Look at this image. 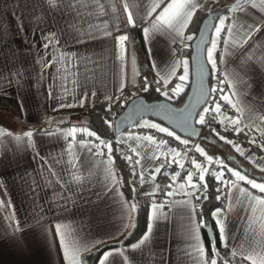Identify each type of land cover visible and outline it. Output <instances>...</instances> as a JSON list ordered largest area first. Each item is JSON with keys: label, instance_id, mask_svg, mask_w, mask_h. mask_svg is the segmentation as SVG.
<instances>
[{"label": "crops", "instance_id": "crops-1", "mask_svg": "<svg viewBox=\"0 0 264 264\" xmlns=\"http://www.w3.org/2000/svg\"><path fill=\"white\" fill-rule=\"evenodd\" d=\"M171 2L129 0L136 22L143 28L158 88L162 92L167 88L170 94L181 83L182 61L189 60L181 52L183 44L175 31L154 27L156 17ZM191 2L200 4L192 20L198 11L224 9L218 14L225 19L224 30L217 37L213 29L211 39L222 42L228 97L239 110L240 122L264 127V0ZM67 3L63 0L59 7L50 8L46 0H0V95L18 101L19 119L24 123L22 128L0 123V264H84L83 254L105 243L120 242L128 234L136 207L149 193L153 200L144 233L130 243L105 249L97 264L101 259L104 264H210L215 257L207 253L197 211L198 191L187 179L178 180L177 171L172 185L163 191L160 173L153 174L155 168L163 164L162 172L176 160L175 151L164 140L136 134L131 128L117 134L115 140L127 159L131 157L128 161L136 174L131 200L113 156L102 152L100 141L104 139H97L85 124H58L95 101L111 97L117 102L128 96L141 74L137 62V77L132 80L135 57L129 50L122 0H79L74 9L67 8ZM189 24L183 29L185 35H192ZM250 27L260 31L248 39ZM121 36L127 39L121 42ZM45 43L50 46L45 48ZM189 64L187 84L191 60ZM138 124L172 129L151 117ZM27 132L32 133L30 138L25 137ZM208 144L217 149L208 153L213 160L221 159L219 149H232L216 138ZM249 161L264 169L261 159ZM236 171L261 183L241 169ZM170 193L172 197L167 199ZM153 204L158 220H150ZM213 218L224 225L223 244L229 251L223 259L227 264H261L264 192L235 176L227 184L224 206L213 210ZM149 223L153 225L150 234ZM58 226L63 236L57 232ZM18 227L25 229L23 249L10 239ZM146 234L149 238L140 244Z\"/></svg>", "mask_w": 264, "mask_h": 264}, {"label": "trees", "instance_id": "trees-1", "mask_svg": "<svg viewBox=\"0 0 264 264\" xmlns=\"http://www.w3.org/2000/svg\"><path fill=\"white\" fill-rule=\"evenodd\" d=\"M217 14H220L224 9L214 8ZM208 14V11H198L189 24V32L196 36L202 20ZM129 33V50L130 53L136 57L138 65L141 70L140 81L134 86L135 92L131 97L126 100L113 102L111 100H99L84 106V108L77 114L68 115L63 118L59 125L65 124H85L87 128L97 137L109 140L111 146V152H109L113 158L115 165L118 169L119 176L122 181L123 189L125 190L129 199L134 200V188L132 185V179L136 174L131 170L130 163L127 159L126 152L119 144L114 136L117 134L114 125L109 121L111 115L115 117L122 111L127 102L134 96L143 95L148 100L165 98L162 95V91H157L158 82H156L155 74L152 71L150 58L146 42L143 35V28L141 24L135 27L128 28ZM192 41L189 42V47L182 48L181 52L184 53L189 60L192 52ZM212 76L210 77V83ZM191 80L187 84L185 90L176 98L170 99L175 104H179L185 98ZM147 86V91L144 90ZM109 104H111V111H106ZM6 111L13 116L21 117V108L18 101L10 96L0 95V117L1 112ZM199 116L197 117V123ZM107 121V122H106ZM1 123V121H0ZM199 124V123H198ZM201 125V124H200ZM207 132V131H205ZM209 133V132H207ZM208 152H216L217 149L205 142ZM224 146H228L224 143ZM229 147V146H228ZM231 149V148H230ZM220 151L221 159L227 161L229 164L243 171L244 174L264 184V171L257 167L251 161H249L243 154H240L233 149L229 152L224 150ZM216 154V153H215ZM177 164L173 163L168 169L163 170L158 179L163 183V191L172 185V176L177 171ZM223 189L220 187V181H218L213 173L212 166L205 174V186L204 189L199 191L197 199V211L198 216L202 224V231L205 238L207 247V253L210 257H216L218 264H224L223 256L229 251L221 241V236L217 224L213 218V210L217 207H223L225 204V195L222 193ZM206 197V198H205ZM153 200V194H145L142 202L136 207L134 224L132 229L120 242L105 243L95 250L83 254L84 264H97L102 252L119 243H130L139 238L147 228L148 224V209L151 201ZM207 226H211L213 230V236L211 237L207 231ZM215 249V254L213 252Z\"/></svg>", "mask_w": 264, "mask_h": 264}, {"label": "built area", "instance_id": "built-area-1", "mask_svg": "<svg viewBox=\"0 0 264 264\" xmlns=\"http://www.w3.org/2000/svg\"><path fill=\"white\" fill-rule=\"evenodd\" d=\"M226 19L228 21L229 17H227ZM221 45L222 42H217V48L214 50V59H216L217 62L216 67L212 68V66L209 64L212 76V81L210 83V89L212 90V92L211 95H209L204 107L201 109L202 111H200V115L204 114L203 109L205 107L211 109L215 108L217 104L220 106V111L219 113L215 114L209 112L205 116L206 123L201 126L204 131L211 133L217 139H219V136H217L215 133H219L220 136H224L227 140H231L233 144L239 147V152L235 150L233 144H228L223 140L221 141L227 144L234 151L243 154L248 160H250L251 158H259L264 162V127L253 124H245L239 121V110L232 99L228 97L227 85L223 78L224 66L222 64V56L220 52ZM225 97H227V99H225ZM109 121L114 125L115 115H111ZM234 121L237 122L235 127L242 129L239 134H237L233 130ZM130 128L132 132H135L136 134H151L164 140L167 143L168 147L175 151V161H177L178 164L183 165V168H181L176 163L178 167L176 174L177 179L185 180L187 179V173L191 172L192 182L197 183L198 190L204 189V186L201 187L200 185H205V180L203 182H200L198 180L200 170L194 168L192 161H195L196 163L202 165L204 169L207 168L208 163L213 162H216L217 166H223V169H225V171L223 172V177L226 178V181L223 177L222 178L226 183H224L223 186L221 185V188H224L223 194L225 195L227 184L230 180H232L234 176L232 174V170L230 171V169L226 165V162H224L220 158L217 160H209L208 153L205 152L204 148L202 147L200 138L186 137L173 129H171L170 131L173 132L174 135L168 136L166 133L159 132L154 128L139 125L138 122ZM212 129H214L215 132L210 131ZM176 136H179L180 140H177L175 138ZM116 138L117 134L114 136V139ZM253 139H255V143L250 142ZM181 141H187V143H181ZM104 142L105 146H103L102 152L103 154H109L108 147H106V145H109V140H104ZM197 147L204 150V155H201V153L196 150ZM166 197L167 199H170L172 197V194H167Z\"/></svg>", "mask_w": 264, "mask_h": 264}, {"label": "snow or ice", "instance_id": "snow-or-ice-1", "mask_svg": "<svg viewBox=\"0 0 264 264\" xmlns=\"http://www.w3.org/2000/svg\"><path fill=\"white\" fill-rule=\"evenodd\" d=\"M46 3L50 6V8H57L60 6L61 3H63V0H46ZM201 4H202V0H201ZM200 4H195L192 3L191 0H183V2H179V0H172L171 3H168L166 7L163 8V10L159 13V15L156 17V24L154 25V27H156L157 25L159 26L160 30L162 31H166V30H172L175 31L176 34L180 37V41L183 44L184 48L189 47V44L186 43V41H193L195 36L194 35H185L183 32V29L186 28L188 26V24L191 22L193 15L195 14V11L197 9V7H199ZM67 8L70 9H74V8H78L79 7V0H68V3L66 5ZM156 7H160V5H156ZM124 9L125 11H127L128 6L127 4L124 5ZM153 11H155V8L153 9ZM209 16H214L213 11H209L208 13ZM215 21H217L216 24L213 25L214 27V31L216 33V36L218 37L219 34L221 33V31L224 30L225 27V19L220 17L219 15H215L214 16ZM127 20L129 24H134L133 21V17L131 12H128L127 14ZM227 31L229 33L232 32V29L230 27L227 28ZM260 31V28H248L247 32H248V39H251V36L253 33ZM144 32L147 34L149 32V29L145 28ZM48 39V38H46ZM127 37L126 36H121L120 37V41L123 42L124 40H126ZM246 42V41H245ZM50 46L49 43H45L44 47L48 48ZM217 48V39L216 38H212L210 39V47H208L206 49V60L208 61V63L212 66V68L216 67V59H214V50ZM177 64H180L181 61H176ZM183 64V74L180 75L178 77L179 81L181 82L180 84H177L175 86V88L171 89V94L169 92V90H167V88H165V90L162 92V95L167 98V99H172L173 97L177 96L180 94V92L183 91V87L187 85V82L189 80V76H190V64H189V60L185 59L182 61ZM165 84H167V81H165ZM145 91H147V86H145L144 88ZM157 91H161L160 88H157ZM212 90H209L208 95H211ZM92 95H95V93H93ZM87 98V94H85L80 101L81 106H83L84 103V99ZM107 99L111 100V97H108ZM116 99H120V97L116 98ZM225 99H227V97H225ZM106 111H111V104H109L108 109H106ZM220 111V106L217 104L215 106V108H208L205 107L203 109L204 114L203 115H199V120L198 123L203 125L206 123L205 120V116L209 113L212 112L213 114L215 113H219ZM214 118V116H213ZM107 122V121H106ZM186 122V120H185ZM237 122H233V130L239 134L242 129H239L237 127H235ZM151 128L156 129L159 132L162 133H166L168 136H173L174 133L169 131L167 128L161 127L158 124H151L150 125ZM212 132H215L214 129L210 130ZM217 136H219L220 140L225 141L228 144H233V142L231 140H227L224 136H220L219 133H215ZM32 136L31 132H27L25 133V137L30 138ZM177 140H180L179 136L175 137ZM97 139H99L97 137ZM149 139H151V137H149ZM211 142V141H210ZM251 143H255V139H253L252 141H250ZM181 143H187V141H181ZM100 144L102 146H105V142L104 141H100ZM106 147H108V151L111 152V146L110 145H106ZM233 147L235 148L236 151H240L239 147L235 144H233ZM196 150L198 152L201 153V155H204V150L197 147ZM128 159H131V157H128ZM209 160H211V157H209ZM137 163H139V161H137ZM172 163H177V161L173 160ZM192 164L194 166L195 169H199L200 170V174L198 177V180L200 182H203L205 180V176H204V172L207 171V169H204L202 167V165L196 163L195 161H192ZM179 167L183 168V165L178 164ZM164 167V165L162 164L161 167L159 168H155L153 170V174H158L161 173V169ZM262 171H264V169H261ZM231 171V170H230ZM232 174L234 176L237 177L238 180L240 181H245L247 184L251 185L252 188L255 189H259V191L264 192V184L261 183H255L253 180L251 179H246L245 175H241L239 171H235L232 172ZM222 176H223V172H221L219 175L216 176V179L218 181H220L221 183H226L222 180ZM172 180L176 179V176L173 175ZM74 180L76 182H79V178L75 177ZM187 181L190 185V187L194 190L198 191V185L197 183H193L192 182V173L188 172L187 173ZM201 187L205 186V185H200ZM240 191H243V189H241ZM80 196H83V193H79ZM206 198V197H205ZM134 207V205H133ZM153 209V215L150 217V220H158L159 217L156 215L158 209L157 206L155 204H153L152 206ZM194 211V209H193ZM217 225L219 228V232H220V236H221V241L224 242L225 237H224V225L220 220H217ZM152 223H149L148 225V229H147V233L150 234L152 232ZM24 232L25 229H23L22 227H18L17 231H15L12 236L10 237V239L12 240V242L19 248L23 249L26 246L25 243V236H24ZM57 232L59 234H61L63 236V233L61 232V229L59 228V226L57 227ZM148 234H146L142 240L140 241V244H143L149 237ZM198 239V237H197ZM226 246V245H225ZM133 247H136L135 245ZM203 251V249H201V252ZM213 252L215 254V249H213ZM66 254H69V249L66 247ZM236 253L233 252L232 255L234 256ZM249 258V257H246ZM100 264H104V260L101 259ZM210 264H217V259H212ZM224 264H227L226 261H224ZM261 264H264V258H262Z\"/></svg>", "mask_w": 264, "mask_h": 264}, {"label": "water", "instance_id": "water-1", "mask_svg": "<svg viewBox=\"0 0 264 264\" xmlns=\"http://www.w3.org/2000/svg\"><path fill=\"white\" fill-rule=\"evenodd\" d=\"M122 4L123 8L125 4L128 6L127 11L124 9L126 17L128 12H131L133 17L134 24L128 23L129 27H135L137 22L129 0H122ZM211 11L214 16L218 15L213 9ZM214 16L208 14L205 16L192 41L191 83L183 101L175 104L167 98L148 100L143 95L134 96L115 117L114 128L117 134L135 125L142 118L151 117L163 122L183 136L200 138L207 143L215 142V138L208 135L197 123V117L209 97L211 69L206 60V49L210 43L213 25L217 22ZM207 231L212 237L211 226H207Z\"/></svg>", "mask_w": 264, "mask_h": 264}, {"label": "rangeland", "instance_id": "rangeland-1", "mask_svg": "<svg viewBox=\"0 0 264 264\" xmlns=\"http://www.w3.org/2000/svg\"><path fill=\"white\" fill-rule=\"evenodd\" d=\"M215 12H216V10L215 9H213ZM135 59V61H132V63L134 64V73H132V75H131V78H132V80H135L136 79V77H137V75H136V73H135V70H137V68H138V66H137V60H136V57L134 58ZM140 81V80H139ZM135 92V89L134 88H132L129 92H127L128 93V96L130 97L133 93ZM128 96H126V97H124V98H122V99H120V100H118V101H124V100H126L127 98H129ZM202 111V110H201ZM199 115H200V113H199ZM0 121H1V123H3L4 125H6L5 127H15V128H19V127H21L22 128V126L24 125V123H22V121L18 118V116H13L11 113H9V112H6V111H3V112H1V117H0ZM1 126H2V124H1ZM207 133V132H206ZM211 134V133H210ZM212 135V134H211ZM213 136V135H212ZM214 137V136H213ZM214 138H216V137H214ZM217 139V138H216ZM219 140V139H218ZM220 142H222V143H224L223 141H221V140H219ZM200 142H201V145H202V147L204 148V150H205V152H207V153H209L208 152V150H207V146H206V144H205V142L203 141V140H201L200 139ZM216 160H217V158H216ZM223 160V159H222ZM224 162H226V165L228 166V168L230 169V170H232V172H235L236 171V169H239V168H236V167H234L233 165H231V164H229L227 161H225V160H223ZM212 166V169H213V173H214V175H215V177L217 176V175H219L221 172H224L225 171V169H223V166H221V165H219V166H217L216 165V162L214 163H208L207 164V171L209 170V168ZM226 169H227V167H226ZM207 171H205L204 172V176H205V174H206V172ZM216 171V172H215ZM227 172V171H226ZM243 172V171H242ZM225 174V173H224ZM248 176V175H247ZM223 177V176H222ZM235 176H233V178H234ZM248 177H250V176H248ZM224 178V177H223ZM222 178V180L224 181V179H225V181H226V178H224L223 179ZM232 178V179H233ZM224 181V182H225ZM223 184L224 183H221L220 182V187H221V185L223 186ZM224 189V188H223ZM199 191H201V190H198V194H199ZM223 193V192H222ZM143 199H144V196H143ZM142 199V200H143ZM224 257V256H223ZM216 258V257H215Z\"/></svg>", "mask_w": 264, "mask_h": 264}]
</instances>
